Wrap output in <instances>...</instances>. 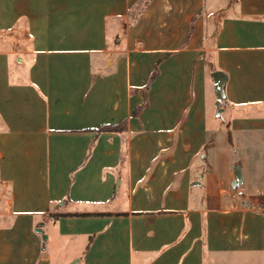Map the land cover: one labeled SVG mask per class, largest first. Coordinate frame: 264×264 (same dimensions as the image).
<instances>
[{
    "label": "crops",
    "instance_id": "1",
    "mask_svg": "<svg viewBox=\"0 0 264 264\" xmlns=\"http://www.w3.org/2000/svg\"><path fill=\"white\" fill-rule=\"evenodd\" d=\"M0 264H264V0H0Z\"/></svg>",
    "mask_w": 264,
    "mask_h": 264
},
{
    "label": "water",
    "instance_id": "2",
    "mask_svg": "<svg viewBox=\"0 0 264 264\" xmlns=\"http://www.w3.org/2000/svg\"><path fill=\"white\" fill-rule=\"evenodd\" d=\"M211 79L213 83V91L215 95V107L217 111H220L222 109L223 101H224V76L220 71H214L211 74ZM235 179L232 183V187L236 188L239 187L241 184V172L240 167H235V173H234ZM44 225L43 222H39L36 225L35 231L36 233L40 234L42 236L43 242L46 241V235L43 233L42 226Z\"/></svg>",
    "mask_w": 264,
    "mask_h": 264
},
{
    "label": "trees",
    "instance_id": "3",
    "mask_svg": "<svg viewBox=\"0 0 264 264\" xmlns=\"http://www.w3.org/2000/svg\"><path fill=\"white\" fill-rule=\"evenodd\" d=\"M156 74H157V66L155 67V69H154V71H153V73H152V75H151L148 83L156 76ZM147 88H148V84L146 85V90H147ZM146 106H147L146 93H144V101L142 102L141 105L137 106L134 109L133 115L134 116H137L140 113V111L142 109H144ZM125 126H126V120L124 119V120L120 121L119 123H117L115 125H105V126H101V127H99V128L96 129V132L99 133V132H103V131H108V132L122 133L123 130H124V128H125ZM122 153L123 154H122V158L120 160L119 167L120 166H123V164L125 162V152L123 151ZM118 170H119V168H118ZM58 216H60V215H54L53 218L56 219V218H58Z\"/></svg>",
    "mask_w": 264,
    "mask_h": 264
},
{
    "label": "rangeland",
    "instance_id": "4",
    "mask_svg": "<svg viewBox=\"0 0 264 264\" xmlns=\"http://www.w3.org/2000/svg\"><path fill=\"white\" fill-rule=\"evenodd\" d=\"M209 107H208V122L210 124V126H213L214 123V119L217 115V110L215 107V103H212L211 101L208 103ZM220 112H218L219 114ZM60 208V207H59ZM49 230V228H44V232L46 233ZM47 249L49 250V248L47 247ZM73 261V260H72ZM71 261V262H72Z\"/></svg>",
    "mask_w": 264,
    "mask_h": 264
}]
</instances>
